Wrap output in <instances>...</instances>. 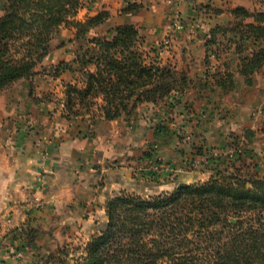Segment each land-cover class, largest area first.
Wrapping results in <instances>:
<instances>
[{
  "label": "trees",
  "instance_id": "1",
  "mask_svg": "<svg viewBox=\"0 0 264 264\" xmlns=\"http://www.w3.org/2000/svg\"><path fill=\"white\" fill-rule=\"evenodd\" d=\"M81 1L0 0V93L20 80H32L62 28L73 30L69 42L76 49L74 59L60 62L53 75L68 71L81 79L79 85L65 86V119L131 117L142 104L165 103L186 92L188 77L162 65L155 50L146 52L136 27L112 25L107 12L79 20ZM231 14L232 32L241 42L258 45L239 58L237 74L250 86L264 65V12L239 7ZM220 31L229 30L214 26L204 36L206 66ZM202 87L209 93L232 91L234 74L228 67L213 74L208 68ZM169 136L168 127L157 128L155 138ZM178 185L173 193L145 199L121 193L108 201L106 224L78 248L80 257L73 264H264V176L215 170L206 182ZM33 238L28 232L23 241L29 244ZM69 254L63 248L39 264Z\"/></svg>",
  "mask_w": 264,
  "mask_h": 264
},
{
  "label": "crops",
  "instance_id": "2",
  "mask_svg": "<svg viewBox=\"0 0 264 264\" xmlns=\"http://www.w3.org/2000/svg\"><path fill=\"white\" fill-rule=\"evenodd\" d=\"M183 2L92 0L94 10L88 14L107 12L112 25L136 27L144 48L154 50L170 31L165 6L172 4V13L194 17L189 9L182 11ZM63 30L72 40L73 30L62 28L59 34ZM184 30L168 36L165 43L172 51L164 58L174 66L198 65L204 59V38L179 44ZM58 47L31 81L20 80L0 93V264H39L43 256L71 243L82 250L106 224L107 202L121 193L148 197L169 193L176 184L206 182V175L213 173L209 138L224 132L212 123L208 129L198 124L195 104L213 94L204 91L205 73L199 70L187 73L190 85L183 95L173 94L157 105L142 104L131 117L65 119V86L79 85L81 79L68 71L53 75L60 62L74 59ZM193 116L199 117L198 125L189 127ZM174 119L182 125H174ZM159 126L169 127L170 136L155 138ZM28 232L34 237L29 244L23 241Z\"/></svg>",
  "mask_w": 264,
  "mask_h": 264
},
{
  "label": "rangeland",
  "instance_id": "3",
  "mask_svg": "<svg viewBox=\"0 0 264 264\" xmlns=\"http://www.w3.org/2000/svg\"><path fill=\"white\" fill-rule=\"evenodd\" d=\"M185 2L182 4V11L189 9L191 14L194 16L182 15L178 12L176 14L172 13V4L164 7L165 23L170 26V31L167 36L155 46V54L158 61L162 62V65H167L173 67L179 73L187 75L190 71L207 72L208 68L213 74L217 68L223 70L228 67V70L234 74L235 89L229 92H222L220 90L215 91L212 95L203 96L206 101H199L198 104V116L200 117L199 123L204 126L208 123H212L216 128L223 129V133L219 136L212 135L209 138V148L210 152L207 154L212 156L211 166L205 165V169H211L217 166L220 172L234 174V172L240 171V175H257L258 177L264 176V65L262 68L254 74L252 78V84L246 86L244 83V78L237 74L240 63L239 58L248 56L253 52L258 45H252L250 42H241L239 40V34L232 32L234 26H230L231 22H234L232 18V10L235 8L243 7L249 12H264V0H183ZM81 8L78 11L77 19L81 20L90 17L89 12L94 9L91 8L89 4H92L89 0L81 1ZM189 4V6H188ZM178 7V6H177ZM186 7V8H185ZM86 12L82 14L81 11ZM176 11V10H175ZM171 15H170V14ZM175 16L172 18L171 16ZM248 23L247 21L243 22ZM174 24L180 26L179 29L183 28L187 31L180 32L183 33L182 36L177 38L179 44H183L184 39H198L202 40L205 34L214 28V26H220L222 28H227L229 31L216 33L217 43L215 47L210 48V58L208 60L207 66L204 63V59L200 64L197 62L193 65L183 63H176L177 66L172 65L170 62L166 61V57L170 50L167 48L168 43L167 38L170 34L174 35V31L177 29ZM195 28L196 31H192ZM198 28V29H196ZM205 32V33H204ZM139 33V32H138ZM200 33L199 35H196ZM143 43V37H141ZM70 33L68 31H62L57 35L54 40H52L51 51L57 50V46L62 47V55L68 54L72 55L76 49L73 45H69ZM205 42V39H204ZM68 44V45H67ZM182 45H180L179 51ZM58 47V48H59ZM143 49L147 52L149 49ZM197 52V48L193 49ZM192 49L188 52L189 57L193 56L191 53ZM182 60V59H181ZM186 66V67H185ZM191 66V67H189ZM75 76H79L76 75ZM54 90V87H52ZM209 94V93H208ZM194 97V96H193ZM197 97V96H196ZM202 97V96H198ZM209 97L210 99H207ZM188 98H192L190 95ZM64 100V99H63ZM59 99L57 96V103ZM166 102V101H165ZM213 104V106H212ZM217 105V106H215ZM200 114V115H199ZM205 114H207L205 116ZM202 115V116H201ZM211 115V117H210ZM205 116V117H204ZM208 116V118H207ZM199 117L193 116L191 121L188 122L189 127H194L197 124ZM216 120V121H215ZM183 121L179 119H174V125H182ZM194 124H192V123ZM179 124V125H177ZM192 124V125H191ZM169 128V127H168ZM183 132V136H185ZM216 136V137H215ZM221 139V140H220ZM208 161V160H207ZM217 164V165H216ZM212 170L211 175H206L207 180L214 175L215 170ZM234 171V172H233ZM172 190L169 193H173ZM156 195H150L152 197ZM144 199L148 198L141 196ZM79 245L76 243H71L67 245L66 251L71 255L69 257H59L57 256L56 262L49 264H60L62 260H66L68 264H73L76 257H80L78 250ZM44 262V261H43Z\"/></svg>",
  "mask_w": 264,
  "mask_h": 264
},
{
  "label": "built area",
  "instance_id": "4",
  "mask_svg": "<svg viewBox=\"0 0 264 264\" xmlns=\"http://www.w3.org/2000/svg\"><path fill=\"white\" fill-rule=\"evenodd\" d=\"M174 26H175L177 29H179V28H180V26H178L177 24H174ZM152 172H153V173H156V169H155V170H153Z\"/></svg>",
  "mask_w": 264,
  "mask_h": 264
},
{
  "label": "water",
  "instance_id": "5",
  "mask_svg": "<svg viewBox=\"0 0 264 264\" xmlns=\"http://www.w3.org/2000/svg\"><path fill=\"white\" fill-rule=\"evenodd\" d=\"M181 186H182L181 184L178 185L179 188H180ZM231 222H234V221L232 220Z\"/></svg>",
  "mask_w": 264,
  "mask_h": 264
}]
</instances>
